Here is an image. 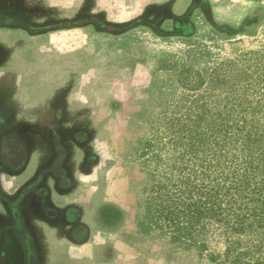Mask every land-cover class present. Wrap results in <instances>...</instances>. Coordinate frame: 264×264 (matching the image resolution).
Returning <instances> with one entry per match:
<instances>
[{"label":"rangeland","instance_id":"1","mask_svg":"<svg viewBox=\"0 0 264 264\" xmlns=\"http://www.w3.org/2000/svg\"><path fill=\"white\" fill-rule=\"evenodd\" d=\"M177 2L0 0V9L19 20L0 27V145L12 137L31 146L20 177L48 158L52 136L19 113L29 118L31 109L40 124H48L50 110L77 118L63 121L69 129L62 138L73 147L81 142L84 153L76 164L84 173L74 229L66 230L78 243L97 242L59 253L68 264H215L208 254L224 249L218 234L204 253L187 249L144 219L161 177L176 176L179 164L192 166L188 150L208 149L227 122L264 121V0H216L218 15L235 27L197 12L188 35H181L187 20ZM247 11L253 17L240 22ZM184 67L201 73L199 89L179 82ZM15 153L23 164L22 150ZM50 183L67 197L55 179ZM17 252L0 244V261Z\"/></svg>","mask_w":264,"mask_h":264},{"label":"trees","instance_id":"2","mask_svg":"<svg viewBox=\"0 0 264 264\" xmlns=\"http://www.w3.org/2000/svg\"><path fill=\"white\" fill-rule=\"evenodd\" d=\"M178 78L194 90L204 83L201 73L188 67ZM188 151L192 166L179 164L180 172L161 177L149 195L144 219L149 229L202 253L218 234L224 249L209 253L211 262L264 264V121L227 122L208 149Z\"/></svg>","mask_w":264,"mask_h":264},{"label":"flooded vegetation","instance_id":"3","mask_svg":"<svg viewBox=\"0 0 264 264\" xmlns=\"http://www.w3.org/2000/svg\"><path fill=\"white\" fill-rule=\"evenodd\" d=\"M219 3L216 0H178L177 13L180 18L187 20H184L186 23L183 21L181 35H188L191 31L194 24L192 16L197 12L203 19L208 20L209 17V23L214 19L222 28H234V19L224 14L218 15L216 8ZM251 17L253 14L250 15V11H247L240 22ZM12 18L13 14L0 9V27L9 25ZM232 31L235 32V29ZM237 31L241 33L244 30ZM65 114L61 109L54 113L50 110V119L45 126V130H49L52 136V143L48 139L49 144L46 146L50 153L46 160L38 163L28 178H23L22 173L20 177L19 172L29 164L31 146L12 137L6 138L4 145H0V209L3 210V213L0 212V244L9 248L13 245L18 250L16 257L11 258L10 262L0 261V264H68V258L61 260L57 255L71 248L84 251L83 244L71 240L72 234L66 230V227L74 229L75 222L71 215L75 211V201L78 200L77 181L79 175L83 176L84 173L81 169L78 174L76 164L84 153L80 150L81 142L75 139L73 147L72 141L69 143L67 138H62V132L69 129L63 123L69 117ZM5 133L0 130V139ZM15 149H21L24 153L23 164H19L15 158ZM50 178L57 181L56 189L60 193L66 192L67 197L54 191ZM41 235L45 236L46 242L41 241ZM63 236L70 239L65 241ZM71 263L72 261L69 264Z\"/></svg>","mask_w":264,"mask_h":264},{"label":"crops","instance_id":"4","mask_svg":"<svg viewBox=\"0 0 264 264\" xmlns=\"http://www.w3.org/2000/svg\"><path fill=\"white\" fill-rule=\"evenodd\" d=\"M49 106H50V109H53L52 104H50ZM30 110H31V109H30ZM67 111H68V110L65 109L63 113H66L65 115H66V116H69V115H67ZM19 115L22 117L23 122H25V123H33L34 125L42 126L44 129H45V126L47 125V124L36 123L35 121H33L31 115H30L31 119H30V117H29V118L25 117V116H26L25 114H21V113H19ZM68 119H70L71 121H75V122H76V119H77V118H74L73 116H69ZM69 139H70V137H69ZM71 141H72V139H71ZM96 242H97L96 239H92V240L88 241L86 244L83 243V250L85 249V247H89V248H91L92 245H93L94 243H96ZM90 246H91V247H90ZM71 247H72V245H71ZM71 249H72V248H71Z\"/></svg>","mask_w":264,"mask_h":264},{"label":"water","instance_id":"5","mask_svg":"<svg viewBox=\"0 0 264 264\" xmlns=\"http://www.w3.org/2000/svg\"><path fill=\"white\" fill-rule=\"evenodd\" d=\"M18 21H19V20H18L17 18H12V19L10 20V22L13 23V24L16 23V22H18Z\"/></svg>","mask_w":264,"mask_h":264}]
</instances>
